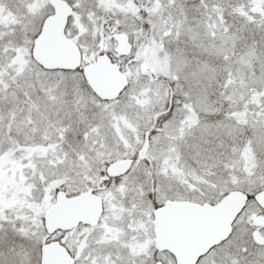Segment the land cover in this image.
<instances>
[{"label": "snow or ice", "instance_id": "1", "mask_svg": "<svg viewBox=\"0 0 264 264\" xmlns=\"http://www.w3.org/2000/svg\"><path fill=\"white\" fill-rule=\"evenodd\" d=\"M0 264H264V0H0Z\"/></svg>", "mask_w": 264, "mask_h": 264}]
</instances>
